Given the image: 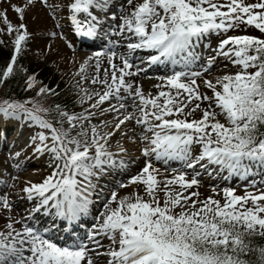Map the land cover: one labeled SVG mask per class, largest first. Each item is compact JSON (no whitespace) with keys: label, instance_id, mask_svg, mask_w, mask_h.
<instances>
[{"label":"snow or ice","instance_id":"snow-or-ice-1","mask_svg":"<svg viewBox=\"0 0 264 264\" xmlns=\"http://www.w3.org/2000/svg\"><path fill=\"white\" fill-rule=\"evenodd\" d=\"M35 2L27 0L11 8L23 21L26 10ZM42 2L47 4V0ZM127 4L133 5V0H127ZM68 7L76 34L93 38L100 20L90 9L103 12L108 0H73ZM80 13L86 14L84 20L78 19ZM0 17L6 26L0 31L15 34L13 54L0 69L3 84L15 74L17 58L30 34L25 23L14 26L6 11L0 12ZM112 19H116L115 14ZM121 20L113 34L135 37L137 42L127 44L129 50L158 52L149 57V65L169 61L188 67L197 59L193 50L201 41L211 36L220 39L202 72L176 71L158 77L160 83L153 86L158 90L155 94L146 95L142 85L129 79L144 70L134 69L129 59L120 57L118 66L113 62V51L103 76L99 75L97 60V75L91 83L99 84L101 90L89 93L82 89L85 94L80 99L81 104L94 102L79 114L56 106L67 129L61 120L56 121L60 125L57 127L40 115L50 109L0 102L3 116L23 112L39 128L50 130V136L41 131L32 141H40L37 152L51 153L53 171L42 183H30L23 191L30 201L39 198L34 213L54 216L43 232L28 225L17 231L13 223H8V231H0V264H101V260L103 264H264V246L254 245L255 237L264 238V189L237 195L234 189L225 188L223 203L213 196L201 200L199 191H189L199 187L198 172L189 178L188 173L173 170L174 175L161 179L153 164V158L165 163L178 160L195 170L197 166L206 168L202 163L206 161L207 165L227 169L230 175L241 176L248 175L256 165L264 167V0H142ZM249 28L261 35H228L247 33ZM181 53L184 55L178 60ZM101 55L95 53L96 57ZM218 58L238 71L198 83ZM87 65L88 61L81 64L77 74L84 73ZM35 83L34 76L27 78L28 88ZM37 94L55 93L40 87ZM198 111L199 119H189ZM106 113L112 114L111 121L92 123ZM129 124L140 127L138 136L135 127L131 129L133 135H128L125 128ZM76 129L79 131L72 135ZM118 134L142 144L140 151L145 157L139 172L118 187L135 185L143 192L136 190L119 197L113 190L93 229L76 240L77 224L92 204V178L108 168L127 166L108 150ZM197 146L199 155L194 156ZM119 152L126 153L127 149L120 146ZM0 205L11 208L7 197L0 199ZM61 231L72 243H57L61 237L48 235ZM98 237L107 238L109 246L105 248Z\"/></svg>","mask_w":264,"mask_h":264},{"label":"rangeland","instance_id":"rangeland-1","mask_svg":"<svg viewBox=\"0 0 264 264\" xmlns=\"http://www.w3.org/2000/svg\"><path fill=\"white\" fill-rule=\"evenodd\" d=\"M27 2V0H0V12H7V16L9 20L12 22L14 26H18L20 23H25L27 27V31L29 32L30 36L27 40V42L23 45V51H25L30 58H33L34 60L43 61L47 67L51 66L55 72H58V77L60 78L61 83H63V87H67L66 100L67 102L64 105V108H60L63 111H67L70 114H79L81 113L82 105L80 102L81 97H83L85 94L83 90L84 88V82L88 84L91 83L90 75L87 77V68L86 71L82 74L79 73V69L81 64L85 62L84 59H76L74 56V51L72 47L67 45L69 48H66V44L64 41L59 38L57 39V36H53L52 33L57 32L58 29L62 31L64 39L66 40V43L69 42V38H73L75 40L77 34L75 31V27L73 26L72 22L68 20L66 21V28L55 24L53 20V15L58 10H60L61 4L70 5V3L73 2V0H47V4L43 3L42 0H36V2L31 5L25 12V19L21 21L18 18V14L12 10L11 5H23ZM109 2H115V0H108ZM248 2H252V0H248ZM142 3V0H133V5H128L127 0L124 1V4L119 7L118 11L119 18L116 21V24L113 22L115 21L112 19V15L115 14L111 9H108L104 12H101L99 9H93V13L100 14L102 13L105 18L107 17L112 22L110 23H103L104 26L107 28H110L111 30H114L117 28L118 24L122 23L121 17L124 15H128L132 7L136 4ZM128 8V9H127ZM72 13H70L71 16ZM69 16V17H70ZM78 19H81L78 16ZM82 20V19H81ZM84 20V19H83ZM109 25V26H108ZM0 29H6V26L3 23V18L0 17ZM125 33L124 35H117L116 37L123 38L128 36ZM233 34H249V35H260V33L254 29L249 28L247 33L242 32H229L228 35ZM129 35V34H128ZM15 38V34L13 35H7L6 30L0 31V41H3V43H0L1 46L9 48L12 45V51L14 49L13 40ZM56 38V39H55ZM135 38V37H134ZM133 38H129L127 40H123L124 43L127 45L129 42L135 43L136 41L132 40ZM220 37L217 36H211L208 39H205V42H209V46L213 47L214 45L217 46L219 42ZM51 40V41H50ZM57 40V42H56ZM218 40V41H217ZM62 41V42H61ZM77 41V40H75ZM114 42V39L111 36L104 35V40H101V42L98 43V46L101 50H104L106 48V45L111 44ZM63 43V44H62ZM125 45V46H126ZM104 48V49H103ZM99 49H94L93 51H98ZM157 52V51H156ZM125 53L127 56H129L132 52L128 49L126 46ZM138 53V52H137ZM74 54V55H73ZM140 58V57H135ZM149 57H147V60ZM84 60V61H83ZM147 60L145 61V64L147 63ZM134 61V60H132ZM136 65H134V69L138 68L144 63V61H134ZM142 62V63H141ZM206 58H202V61L200 63L201 68L205 66ZM227 62V61H226ZM203 66V67H202ZM144 67V65H143ZM142 68V66H141ZM235 68V69H234ZM183 69V68H181ZM214 69V68H213ZM225 70V71H224ZM179 71L178 68H174L172 71H169V74H173V72ZM238 71V68L235 66H232L231 68L222 67V70H210L208 73H205L206 79H215L219 76H222L226 73H235ZM210 77H209V75ZM86 76V77H85ZM153 75L150 77L152 78ZM83 77V78H82ZM205 79V75L201 76L198 79V83H200L203 79ZM41 86L40 82L38 83L36 81L34 87H32L30 94L31 96L26 97L22 100H14L9 98L8 101H15L19 103H25L27 107L31 108L33 105L42 108V109H50L49 112H42L40 115L43 116L44 119L49 120V117L56 112V109H53V105L55 102L51 100V96L49 94H41L38 95V90ZM146 94V92H145ZM148 94V93H147ZM209 95H211V92H208ZM7 98H4L0 96V102L6 100ZM30 102V103H29ZM201 116V113L198 111L195 113L194 117H189V119L196 118L199 119ZM14 121H13V119ZM17 118V122L15 119ZM98 119L94 121V124H97L100 122V120H112V114L105 115V117H97ZM11 119L12 121H8ZM61 120L63 122V127L65 129L68 128V124L66 120H63V118L59 117L57 114V121ZM8 123L12 125V128L20 127L21 124H23V129L21 128L20 133L22 135H27L26 137L29 138L30 135L34 132H44L45 135L50 136V130L47 129H41L38 125L34 124L32 121L26 119V114L23 112H19L17 116H11V117H5L2 114H0V199H3L4 197H7L9 200V203L14 201L15 199L21 198V196H26L27 194L23 191V189L27 186H29L30 183H42L43 180L51 175L53 168L51 167L49 169L48 175L42 174L41 169L39 166L34 165L30 162L25 163L26 156L22 155L21 150L15 149L14 151H11L4 148L8 146V143L11 141L10 136L7 135V133L10 132L11 127H8ZM27 127H25V124ZM7 124V125H6ZM60 125L58 124L57 127ZM135 127L136 135L138 136L140 133V127L134 126V124H129L127 128H125V131L128 132L129 136H132L133 133L131 129ZM6 128V131L4 130ZM139 130V131H138ZM79 131V129H76L73 131L72 135H75V132ZM3 141V142H2ZM119 141V144L117 143ZM2 143V144H1ZM36 143H40L39 140H35L33 142V148H36ZM49 144H51V140H49ZM120 146H123L125 149H127L126 153H120L119 148ZM143 147L142 144H140L138 141L136 143H133L132 140H129L125 137L120 136L119 134L116 135L113 139H111L108 150L113 152L115 155V159H120L121 156L129 154L130 159L132 162L136 160V165H141V168L144 166L145 157L142 156L140 149ZM111 149V150H110ZM19 153V155H17ZM32 156L35 157V154H32ZM124 161L127 163V158L124 159ZM139 163V164H138ZM153 164L156 168L159 169L160 178H163L165 176L171 177L174 175L173 170L176 172L184 171L189 174V178L193 175L194 171L199 173V176L197 179L199 180V187H194L193 189H190L189 191H199L200 197L199 199L203 200L206 197L213 196L215 199L221 200L223 203V189L225 188H232L235 190L237 195H244L245 191L249 192H256L259 189H264V167L261 166H254L251 170V172L246 176L235 175V179L231 180H224V178L221 176V181L217 178L213 180L214 173L212 174V167L206 166V168H200V169H188L184 162H181L180 164H172V167H167L164 165V161H156L153 158ZM175 167V168H174ZM258 167V168H257ZM127 168V167H126ZM108 168L104 173H101L99 177H93L92 178V184L95 186L94 191L92 192V195L90 199L92 200V204L89 206V212L86 214L87 217H95V214L98 211L102 210L100 207H103V204L106 202V198L110 196L111 192L113 190L118 191V196L123 197L125 195H130V191L127 188H119L118 185L122 181H119V178L122 177V171L118 168L114 169L113 171L109 170ZM117 170V171H116ZM212 170V171H211ZM130 172L132 170H129ZM134 171V170H133ZM121 173V174H120ZM131 175L129 174L128 177H124L122 180L123 182H127L128 178ZM242 177V178H240ZM253 184L255 187H253ZM215 189V192L213 191ZM139 190L143 192V189H133V191ZM131 191V192H133ZM15 194V199H10V195ZM95 193V194H94ZM161 193V197H162ZM101 196V197H100ZM105 199L103 201L102 199ZM38 199L33 201L31 205L29 206V211L24 212V217L29 218L30 214H34L33 209L35 204L38 203ZM101 202V203H100ZM100 205V207H99ZM115 206V205H113ZM100 208V209H99ZM12 207L10 209H5L0 205V231L7 232L8 229L6 228V225L8 223H13V216H11L10 213H12ZM28 213V214H27ZM84 215L81 220L85 218ZM22 216H16V219H20ZM26 218V219H27ZM33 221L38 222L40 220L39 214L35 213V216L32 217ZM81 220L78 222V225H82L81 227L84 228L83 230L88 233L91 229L89 227H86V225H83V221ZM25 222H22L21 225L24 228ZM93 223V219L91 221V224ZM28 226H32L30 224H27ZM34 227V226H32ZM40 227H46V226H40ZM19 229V227H16V229ZM35 228V227H34ZM21 231V229H20ZM75 235V233H74Z\"/></svg>","mask_w":264,"mask_h":264},{"label":"bare ground","instance_id":"bare-ground-1","mask_svg":"<svg viewBox=\"0 0 264 264\" xmlns=\"http://www.w3.org/2000/svg\"><path fill=\"white\" fill-rule=\"evenodd\" d=\"M124 1L125 0H115V2H110L108 4V7L105 10H103V12H104V11H106L108 9H111L113 11V13H115L116 19H114L115 21H113L115 24H116V21L119 18V15L121 13H123V12H121L119 14L120 11L119 12H117V11H118L119 7L124 4ZM90 10L93 11V9H90ZM70 13H71L70 8L66 4H61L60 5V10H58L57 12L55 10V13L53 15V20H54L55 24L57 25V27H59V25H60V26H62L64 28H66V21L67 22H68V20L71 21V19L69 17ZM93 14L97 15L98 19L100 20V25L97 28V34H96L95 37L87 38V37H82V36L77 35L76 38H75V40H77V41H75L73 38H71V39L69 38V42L66 43V40L64 39V36H63V33H62L63 30L60 31L58 29V31L55 32V34L57 36V39L59 40V38H61L64 41V43L66 44V46H65L66 48H69L67 45H71V47H72V49L74 51V54H75L74 57L76 59H79V60L84 59L85 61H88V65L86 67L88 72L86 74H87V77L90 75L91 79H92L93 76L97 75L96 70H95V64H96L97 60L99 61L100 66H101V72L99 73V75L103 76V69L108 67V61H109V58L111 57V53L113 51L116 53V57L113 58V62L116 63L118 66L121 65L120 57H125V58L129 59L130 62H132L134 65H136V63L134 61H139V59L141 61H144V63L141 62L142 63V65H141L142 68H141V66L138 67V68H141V69H144V70L141 71L139 73V75H137L135 77H131L129 79L134 80L136 83L142 85L144 92H146V95H147V93H150V92L152 94H155L158 90L156 88H154L153 86L158 84V83H160V81L157 78L161 77V76L171 75V74H169V71L170 70L172 71L174 68H178L179 71H201L202 72L203 69L200 66L202 58H206V60H207L209 58V56L214 54L213 53V49H215L217 47L216 45H214L213 47H210L209 46V42H205L204 40L201 41L200 44H198L196 46V48L193 50L194 54L197 56V59L195 61H193L188 67H185L183 65V63H178V64L173 65L169 61H166L165 63H162V64L149 65V63H148L149 59L147 60V57L152 56V55H158L157 54L158 52H155L156 50L139 49V50L131 51L132 53L129 56H127V54L125 53L127 45L124 43L123 40L129 39V38H131V36L126 34L128 36V38L126 36H124L123 38L116 37L117 35L113 34V32H114V30L116 28L114 30H111L110 28H107L106 26L103 25V23H110L112 21L109 20L107 17L105 18V16L102 13H100V14L93 13ZM78 16L83 20V19H85L86 14L80 13V14H78ZM104 35L111 36L114 39V42H112L111 44H108L107 47L104 50L99 49L98 51H93L94 49L97 48L98 43L101 40H104ZM132 38H133L132 40L136 41L135 40L136 38H134V37H132ZM56 42H57V40H56ZM97 52L102 53V55L100 57H96L95 53H97ZM183 55H184L183 53L178 54L177 59L179 60L181 58V56H183ZM135 57H140V58L137 59ZM89 58H92V59L89 60ZM132 60H134V61H132ZM146 60H147V63L145 64ZM225 64H228V66L226 68H231L233 66L230 63L226 62L223 58H218L217 61H216V64L213 66V68L215 70H220V72H221L222 67H225ZM143 65H144V67H143ZM181 68H183V69H181ZM213 68L211 70H214ZM151 75H153L152 78L150 77ZM204 75H205V79H206L207 75L204 73L202 76H204ZM209 77H210V75H209ZM84 88L89 93L101 90V86L99 84H88L86 82H84ZM93 102H94V100L93 101H87L86 103H84L82 105L81 112H83L84 108H87L89 106V104L93 103ZM103 107H105V108L108 107V104L105 103V105ZM105 115H109V114L106 113ZM105 115H104V117H105ZM97 119H98L97 117L94 118L92 120V123L94 121H96ZM8 121H12V120L9 119ZM13 121H14V119H13ZM15 121L17 122V118L15 119ZM24 124H25V127H27L26 123H24ZM22 125L23 124H21L20 127L12 128V125L10 123H8L7 128L8 127L12 128V129H10V132L7 133V135L10 136L11 141L8 143V146H6L4 148L8 149L7 150L8 152H9V148H11L10 149L11 151H14L15 149L21 150L22 155L26 156L25 163L26 162L27 163L30 162V163H32L34 165L39 166L40 169H41V173L48 175L49 169L51 168L50 164H51V161H52L51 153H48V152L39 153V152H37L35 150L36 148H33V146H32L33 145L32 138L34 136H36L37 133L33 131V133L30 135V137L27 138L26 137L27 135H25V134L22 135V133H20L21 128L23 129V131L25 129V128H23ZM4 130L6 131V128ZM48 143H49V141H48ZM39 144L40 143H38V144L36 143V147ZM93 152H94V150H93ZM32 154H35V157L32 156ZM193 155L194 156L195 155H199V147L198 146L196 147V150L193 152ZM129 157H130L129 154L120 157V159H122V160L127 158L128 161L126 163V165H127L126 167L127 168L126 167L123 168V169L118 168L119 170L122 171V174H124V175H122V177L119 178V181L123 182L122 179L124 177H128L129 174L131 176L135 175L141 169V165L140 166L136 165L137 164L136 160H134L132 162L130 159H128ZM181 162L182 161L172 160V161H168L167 163L164 162V165L167 166V167H172L173 163L178 165ZM202 163L206 164V166H207V162L206 161L202 162ZM208 166L212 167V169L214 170V171L211 170L212 174L214 173L213 180H215L217 178L218 179L220 178L219 180L221 181V176L224 178L223 182L226 179L227 180H231V179L234 180L235 179V175H230L227 169H223L222 170L218 166H215V165H208ZM256 166H259V165H256ZM196 168L200 169L201 167L197 166ZM114 169H116V168H110L109 170L113 171ZM129 170H132V171L130 172ZM238 177H239V175H238ZM240 178H242V177H240ZM161 179H163V178H161ZM135 188H137V186H135V185H132V186L128 187V190L130 191V194L132 193L131 191H133V189H135ZM15 194L16 193L11 194L10 195V199H15L14 198ZM36 199H38V197ZM36 199L30 201V200L27 199L26 196H21V198L15 199L14 201H12L10 203L11 207H12V210H13V212L10 213L11 216H13V218H14L13 219V226H14L15 229H16V227H19V229L18 228L16 229L17 231H20V229L21 230L23 229L21 223L26 221L25 225L30 224V225L34 226L37 230H40L41 232H43L44 229L47 228L48 225L54 219V216L45 215L43 212H41V213H38L40 220L38 222L36 221V225H34L35 221H33L32 217L35 216V213L32 214V215L30 214L29 218L24 217V214H25L24 212H28L29 211V208H30L29 206ZM102 200L105 201L104 198ZM99 207H100V205H99ZM100 208L102 209L100 211H98V208H96L97 212H96L94 218H92V217L89 218L86 215L85 218L83 220H81V222L83 221V225H86V227H89L92 230L93 226L97 223V219H96L97 216L99 215V213L101 211H103V207H100ZM16 216L17 217L18 216H22V218L15 220ZM92 219H93V223L91 224ZM16 221H19V223H16ZM41 225L42 226H46V227H44V228L40 227ZM81 226L82 225H78L77 224V228L75 230V235H74V238L76 240L85 238L86 231L83 230L84 228H82ZM48 235H52L54 238L56 236L61 237L60 239H57V241H56L57 243H61V244L65 243V242H67L69 244L72 243V239H69L68 237H66L65 233L63 231H61L59 233L49 232ZM98 239L101 240V242L103 243L105 248H107L109 246L110 242L107 240V238L98 237ZM101 264H103V260H101Z\"/></svg>","mask_w":264,"mask_h":264},{"label":"trees","instance_id":"trees-1","mask_svg":"<svg viewBox=\"0 0 264 264\" xmlns=\"http://www.w3.org/2000/svg\"><path fill=\"white\" fill-rule=\"evenodd\" d=\"M261 35V34H260ZM256 35V36H260ZM13 54L12 45L9 48L0 45V69H2L9 61ZM17 64L15 65L16 72L13 76L8 77L7 80L0 84V96L14 99L16 101L22 100L26 97L31 96L30 91L32 88L27 87V78L29 76H34L36 81L43 87L51 88L54 90L55 94H49L54 103L53 109L59 105L60 108H64L66 100L67 87H63L60 78L58 77V72H55L51 66H48L43 61L34 60L30 58L29 55L23 51L17 58ZM49 120L54 123L55 126L58 124L57 121V111L54 112ZM255 246H264V238L255 237ZM256 259V257H251Z\"/></svg>","mask_w":264,"mask_h":264}]
</instances>
